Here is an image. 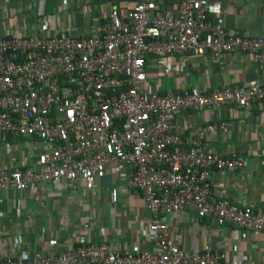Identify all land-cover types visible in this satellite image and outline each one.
Wrapping results in <instances>:
<instances>
[{"label":"built area","instance_id":"2783aa9c","mask_svg":"<svg viewBox=\"0 0 264 264\" xmlns=\"http://www.w3.org/2000/svg\"><path fill=\"white\" fill-rule=\"evenodd\" d=\"M58 1L84 16L87 2L109 8L90 19L88 34L60 29L44 37H0V154L9 155L13 141L40 148L31 164L0 169V193L36 194L60 181L68 191L79 181L92 191L107 170L123 173L124 189L138 193L148 212L152 249L125 251L117 240L96 243L83 232L64 252H29L11 244L0 264H223L220 246L183 251L174 245L168 219L188 212L235 235L264 236V205L216 198L210 186L212 172L239 171L247 163L233 150L211 149L210 139L225 134L227 124H197L186 137L180 134L186 111L225 105L248 110L264 102V34L226 32L209 17L204 0ZM234 52L253 55L257 79L162 94L147 83V69L171 72L178 56L218 62ZM7 160L11 165L16 158ZM108 199L119 202L115 187Z\"/></svg>","mask_w":264,"mask_h":264},{"label":"crops","instance_id":"0c3cea01","mask_svg":"<svg viewBox=\"0 0 264 264\" xmlns=\"http://www.w3.org/2000/svg\"><path fill=\"white\" fill-rule=\"evenodd\" d=\"M204 5L218 8V11H209V17L221 23L228 33L250 37L264 34V0H204ZM65 8L76 23L67 2L0 0V37L9 36L10 32L16 34V23H29L37 15L63 13ZM65 29L77 32L72 25ZM20 30L19 36H30ZM91 31L92 28L86 33ZM258 77L259 68L253 55L239 52L226 55L218 62L209 56L202 59L178 56L171 72L146 70L147 83L161 94L192 87L202 92L220 85L233 88ZM180 120V134L184 137L197 124H227L225 134L215 133L210 139L211 149L233 150L245 156L247 163L239 171L212 172L209 182L213 194L236 204L247 203L253 208L263 206L264 102L253 103L248 110L225 105L198 113L186 111ZM28 146V149L33 146L40 151L32 142ZM33 155L16 158L13 164L4 167L31 164ZM4 167L0 165V169ZM123 178V173L107 170L104 179L96 183L92 191H85L80 181L76 190L68 191L60 181L54 187L43 185L36 194L0 193V255H4L11 244L29 252H64L71 248L76 233L83 232L90 233L96 243L117 240L125 251L152 249L145 232L148 212L138 193L124 189ZM111 186L119 193L116 204L108 199ZM99 227H102L101 233ZM168 227L174 245L180 250L191 251L209 244L224 249L223 264H264V236L242 232L235 235L232 228H219L212 219L196 220L192 212L168 219Z\"/></svg>","mask_w":264,"mask_h":264},{"label":"rangeland","instance_id":"374dc122","mask_svg":"<svg viewBox=\"0 0 264 264\" xmlns=\"http://www.w3.org/2000/svg\"><path fill=\"white\" fill-rule=\"evenodd\" d=\"M68 8V6H67ZM65 8L64 12H53L52 14H42L37 15L35 17L34 21H31L29 23H26L25 21H21L20 23H16L17 27V35L19 36V30L20 31H26L30 36L35 37H44L48 35L50 32H55L57 30H60L61 28L65 29L67 26H71L72 28H75L77 32L81 33L86 31L88 32L93 25V22L91 20H95V18H98L99 15H105L108 11V5L105 3H96V2H87L86 3V9L87 14L84 16L81 14L79 10H71L72 16H74V19H76V23L72 22V18L68 12V9ZM44 24L45 31H40V25ZM79 28V30H78ZM9 155H5L4 153L0 154V165H10L8 164V157H15L22 159L23 157H26L27 155H30L31 153L34 155L37 152V149H34L32 146L31 149H28L26 146H22L19 144V142H14L11 144V146L6 151ZM96 210V209H95Z\"/></svg>","mask_w":264,"mask_h":264},{"label":"clouds","instance_id":"9594fccd","mask_svg":"<svg viewBox=\"0 0 264 264\" xmlns=\"http://www.w3.org/2000/svg\"><path fill=\"white\" fill-rule=\"evenodd\" d=\"M211 11H218V8L211 9Z\"/></svg>","mask_w":264,"mask_h":264}]
</instances>
